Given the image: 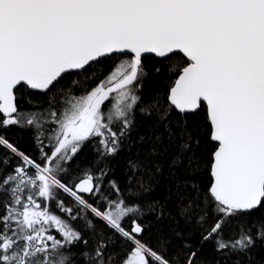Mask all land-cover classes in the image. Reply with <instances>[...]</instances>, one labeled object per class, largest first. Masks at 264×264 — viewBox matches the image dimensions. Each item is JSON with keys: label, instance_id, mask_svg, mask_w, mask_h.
Here are the masks:
<instances>
[{"label": "snow or ice", "instance_id": "obj_1", "mask_svg": "<svg viewBox=\"0 0 264 264\" xmlns=\"http://www.w3.org/2000/svg\"><path fill=\"white\" fill-rule=\"evenodd\" d=\"M0 264H264V0H0Z\"/></svg>", "mask_w": 264, "mask_h": 264}]
</instances>
